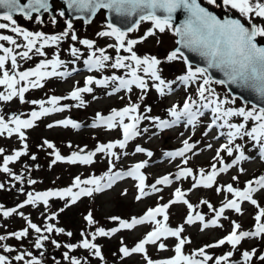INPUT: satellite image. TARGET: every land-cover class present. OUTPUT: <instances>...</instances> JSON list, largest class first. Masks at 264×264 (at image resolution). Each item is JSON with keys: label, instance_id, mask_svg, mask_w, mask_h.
<instances>
[{"label": "rangeland", "instance_id": "1", "mask_svg": "<svg viewBox=\"0 0 264 264\" xmlns=\"http://www.w3.org/2000/svg\"><path fill=\"white\" fill-rule=\"evenodd\" d=\"M207 7L212 9L218 15L234 14L240 17L244 22H248L244 17H241L239 12L231 9L223 4V0H217L216 5H208L207 0H201ZM53 17L43 15L39 21L35 19V15L31 19L23 17H14L17 27L26 31L43 32L45 35H59L67 29V19L60 15L63 7L59 0H53ZM55 19V23H53ZM251 20L257 25L264 26V20L252 16ZM2 23H8L0 20ZM73 29L77 34V40L73 41L71 35L64 37L58 46H50L44 49L45 56L41 57L30 53L31 60H22L17 57L18 67L16 71H25L34 68L42 60H50L54 55H59L60 59L65 63L57 69V71H67L71 73L68 76H56L47 78L41 81L43 87L30 88L25 93V100L21 102L18 97H14L11 101H0V115L5 117L7 121L9 116L19 115L21 119H28L32 111H39L40 105L33 104L31 101H47L52 96L67 97L69 93L76 87H84L87 77L92 76L94 79H102L105 76L112 75L125 76V69H113L110 66L102 70L89 71L84 64L90 50L85 45L79 43V40L88 39L94 42V49L103 48L107 55L112 57L108 62L110 65L114 62L117 53L115 49L116 39L111 36H100L98 33L110 31L103 11H100L89 25H84L81 20L71 22ZM0 29V35H10L16 39L21 46L25 43L22 36L11 32V27ZM152 29L151 21L142 22L136 30L131 34H127V39L139 40L140 42L133 46V51L137 56L143 58L145 56L156 57L160 64L157 65L159 75L165 81L172 82V91L161 96L152 86L158 81H152L145 77L148 84V89L143 92L141 89L133 86L132 90H121L120 92L109 94L115 86L111 81L106 86L89 85L93 88L91 93H82L84 104L79 105V101L72 99H61L59 106L67 105L61 112L50 113L47 116L41 117L34 122V126L29 129H22L25 133V139L20 140L19 135L13 133L8 136L7 133L0 135V149L4 151L0 153V166L3 165V158L6 155H12L15 151H24V155L16 161L10 162L8 167L11 174L0 172V236H5L6 239L0 241V255L8 258L7 264H24V261L15 260V256L31 252L33 256L41 260V264H70V259H64V254L75 257L81 260L82 264H146L144 254L134 253L124 257L120 253V248L126 246L132 248L139 240L153 229L151 223L137 225L135 228L121 229L111 236H97L92 240L91 233H94L97 228H104L106 231L112 228L119 227V221L112 220L111 217H119L123 220H131L133 217L142 216L149 208L156 207L158 204L167 203L173 199V193L176 188H180L186 192V199L193 205V214L201 213L205 221L214 218L215 213L208 208L211 204L214 209L222 206L225 198L232 199V195L226 192H217L216 188L223 189L228 184L233 187L243 189L249 180H254L261 175H264V159L259 156L258 147H253V142L247 137L237 139L235 143L243 146L246 155L250 157L247 161H242L227 172L220 173L212 188L198 187L193 189L192 178L175 181L174 174L179 167L192 168L194 173L200 169L205 171L211 170V165L217 163L214 160L216 151L220 146L226 143V137L218 136L221 130L208 129L207 125L211 122L212 114L206 111L205 115L199 119V123L193 128L192 126L185 127L183 123L175 125L167 129H159L153 120H142L139 128L141 134L129 141L124 149L115 148L118 158L108 157L105 153H97L93 157L91 164H69L63 161H57L55 164L52 161L55 159L52 155V149L47 148L44 141L52 143L56 150L62 156H70L72 152H77L81 148L85 153L95 151L98 144H107L122 139V132L119 128L109 130L106 126L100 125L93 127L96 122L97 113L103 116L111 114L113 109H121L128 106L130 103L138 104V113L148 117H157L160 119L170 120L169 109L172 105L182 107L183 101L188 96L196 97L197 84L192 83L187 87L179 80V77L186 75L188 65L183 59L169 61L167 56L176 47V37L169 30L161 33L153 29L154 35L141 40V37ZM264 43V38L259 39ZM4 47L14 48V52L23 51V47L15 48L14 45L7 41H0ZM79 49V59L71 55V48ZM93 49V50H94ZM98 54V53H97ZM3 55V52H0ZM119 55L129 56L131 53L121 49ZM6 68L11 70V62L6 61ZM194 68V67H193ZM75 69V71H73ZM51 71V67L47 69ZM139 75H144L142 72ZM215 89L216 94L221 99L230 101L226 107L251 109L250 106L243 105L239 100L233 99L226 92L224 86L219 84L211 85ZM0 92L6 93V87L0 85ZM143 97V99H141ZM46 107H49L45 103ZM71 119L78 123L80 127L74 129L71 126H54L49 128V124L55 125L56 121ZM127 123V119H125ZM233 123L243 122L241 117H233ZM12 126V125H10ZM249 128L251 123L247 125ZM147 129V131H143ZM223 131H227L226 129ZM207 133V135H205ZM218 137V138H217ZM188 140L194 147L186 153L188 163L183 164L182 157L171 158L166 155L169 152H176L184 146V141ZM211 147H208V145ZM27 145V148L24 147ZM140 146L146 151L144 153L135 152V148ZM147 152H151L149 157ZM36 159L33 160L32 157ZM225 163H231L233 157H228L226 153H221ZM115 166L112 167L109 161ZM146 161V167L142 169V173L146 177V184L150 185L156 179L172 174L173 184L169 186L158 185L162 188L160 193H153L149 196L136 199L139 194L136 187L137 181L131 177L116 180L110 188H104L100 192H93L90 196H81L75 203H71V197L61 199L59 197H50L48 205L45 206L42 202L33 205H25L23 208L17 206L22 204L27 199L29 192H45L49 190H60L71 187L76 177L81 180L90 179L92 177H101L106 174L111 175L117 171H127L133 164ZM217 167L219 164L217 163ZM111 168V171H110ZM243 169V172L240 169ZM21 176V180L17 181L14 177ZM233 177H237L233 180ZM33 180L35 183L29 184L28 181ZM103 183V181H102ZM81 187H92L81 185ZM79 189L73 188L76 192ZM253 198L257 201V205H252L250 202L241 203V213H237L232 209H226L224 217L218 221V227H209L202 230V225L196 221L192 225L185 224L189 209L183 203L170 205L167 210L168 220L165 223L172 228L183 226L182 238H187L189 241L182 249L185 255H191L192 252L205 248L208 255L213 257V261L208 264H214V258L233 252V256L229 258V264H244L243 252L252 251L255 249L250 264H264L260 259L264 256V235L259 237L244 238L235 249L229 244H224L216 248H206V245L214 244L232 231V223L236 222L241 225L239 231H253L255 229V216L260 208H264V190L253 194ZM207 201L208 204L202 203ZM16 208L17 211L8 217L3 216V210ZM23 213V216L20 215ZM91 213L94 223L89 225L85 219ZM55 214V218H51ZM27 217V220L24 218ZM157 219L163 220L162 216ZM35 223L41 228L42 233L38 234L32 229H28V235L21 239H16L11 233L19 232L28 228V221ZM264 222V218H262ZM51 224L54 226L51 233L45 231V225ZM55 228H62V233H57ZM72 233L71 236L67 233ZM45 235L47 240L42 241L43 247L35 248V241L39 235ZM83 234V235H82ZM88 239L95 243L101 250L103 259L93 255L94 250L84 249L79 247L80 243ZM56 241L60 247H56L52 243ZM163 242L166 247L164 250L158 248V244ZM157 245H146V253L152 260H164L175 256V245L178 242L174 237L167 239L162 238ZM74 244L76 248L69 250L65 245ZM3 245H7L12 251L5 252ZM50 248L58 249V260L50 256ZM63 248L66 249L62 252ZM43 253V255H41ZM202 259V257H198ZM31 257L25 256V260Z\"/></svg>", "mask_w": 264, "mask_h": 264}, {"label": "snow or ice", "instance_id": "2", "mask_svg": "<svg viewBox=\"0 0 264 264\" xmlns=\"http://www.w3.org/2000/svg\"><path fill=\"white\" fill-rule=\"evenodd\" d=\"M71 12L77 13L75 19H83L85 23H89L91 18L94 17L101 9H107L109 12H114L118 16L137 17L135 24L126 30H121L109 24L110 31H103L98 33L100 36H111L116 39V53L117 56L113 63L108 64L112 60V57L107 55L103 48L94 49V42L88 39L79 40V43L85 45L90 50L87 59L84 60V64L89 71L102 70L108 66L113 69H125V76L112 75L111 77L105 76L102 79H94L89 76L85 80L84 87L74 88L67 97L52 96L46 102L45 101H31L33 104H39V111H32L28 119H21L19 115H11L8 120H5L3 115H0V135L7 133L8 136H12L13 133L19 135L21 141L25 137L22 129H29L34 126V122L39 120L43 116H47L50 113L61 112L67 105L59 106L61 99H72L79 101L78 106L84 104L82 99V93H91L93 88L89 85L106 86L111 81L115 86L112 88L114 94L121 90L131 91L133 86L146 92L148 84L145 77L150 78L152 81H158L152 86L161 95H166L172 91V82L165 81L161 78L158 72L157 65L160 61L156 57L145 56L143 58L136 55L133 51V46L139 43V40L127 39L128 32H132L142 21H151L152 29H149L141 40L146 39L149 36H153L155 33L153 29L163 33L165 30H169L177 38L176 44L179 47L175 51H172L167 59L169 61L176 59H183L184 63L188 65L187 73L184 76L179 77V80L187 87L189 84H197L196 97L188 96L184 101L182 107L172 105L169 109L170 120L160 119L157 117H148L138 113V104L130 103L128 106L119 110L113 109L111 114L103 116L97 113L96 122L92 125L97 127L100 125L106 126L107 129L112 130L119 128L122 132V139H118L114 142L107 144H98L95 151L86 152L81 148L77 152H72L70 156H62L55 146L49 141L45 140L44 144L47 148L52 149V155L55 159L52 161L55 164L57 161L67 162L69 164H91L93 163V157L97 153H105L108 157H116L117 153L113 151L115 148L124 149L129 141L141 134L139 125L142 120H153L155 125L159 129H167L175 125L184 124L185 127L195 126L199 123V119L203 117L206 111H210L212 114L211 122L207 125L208 129L221 130L218 136L226 137V143L222 144L216 151L214 160L217 163L211 165L210 171L200 169L198 174L194 173L192 168L179 167L178 171L174 174L175 181H181L183 179L192 178V188L204 187L212 188L216 182V178L220 173L227 172L230 168L239 164L242 161L250 159L246 155L243 146L235 143L237 139H243L247 137L253 142V147H258L259 156L264 159V107H257L253 104L251 109L244 107L233 108L226 107L230 103L227 99H221L215 92V89L211 87L213 84L220 85H234L242 90H248L256 94L259 98L264 99V46H260L257 42V38H264V26L253 23L251 17H257L264 20V0H223L225 6H229L231 9H235L239 12L241 17H244L251 27H246L244 23L239 19L225 18L219 19L206 7H203L199 0H64ZM208 5H216L217 0H207ZM48 0H27V3H21V0H0V20L8 23L0 22V29L11 27V32L16 33L23 37L25 43L21 46L10 35H0V41H7L15 46V48L23 47V51L14 52V48L4 47L0 44V85L6 87V93L0 92V101H11L14 97H18L21 102L25 100V93L30 88H41L43 84L41 81L50 77L56 76H68L71 73L67 71H57L65 62L60 59L59 55H54L52 59L42 60L34 68H30L25 71H16L18 67L17 57L22 60H31L30 53L38 56H45L47 47L58 46L60 42L71 35L73 41L77 40V34L72 31L73 24L67 22V29L59 35H45L43 32H32L23 30L20 27L15 26L16 20L14 14H21L25 19L33 18L35 13V19L39 21V14L41 11L48 12L49 10ZM178 9L184 11L185 18L180 24L173 25V14ZM63 16L64 12H60ZM55 23V19L52 21ZM94 49V50H93ZM121 49L123 51L131 53L129 56L119 55ZM183 50L191 52L200 57L203 61V66H193L189 63L187 56ZM98 53V54H97ZM71 55L79 59L80 52L76 47L71 48ZM6 61L11 62V70L6 68ZM51 67V71L47 69ZM211 70L219 72L223 79H214ZM75 71V69H73ZM142 72L144 75H139ZM143 99V97H141ZM45 103L50 105L45 106ZM233 117H241L243 122L233 123ZM127 119V123L125 122ZM251 123L249 128L247 125ZM12 125V126H10ZM54 126H71L74 129H78L80 125L71 119H64L55 122V125L49 124L48 127ZM227 131H223V130ZM143 131H147L144 129ZM207 135V133H205ZM218 138V137H217ZM184 146L176 152L166 153L171 158L182 157L183 164L188 163L186 153L191 151L194 147L188 140H185ZM27 148V145H24ZM208 147H211L209 144ZM4 150L0 149V153ZM146 150L140 146L135 148V152L144 153ZM226 153L228 157H233L231 163H225V160L221 156V153ZM24 151H15L12 155H6L3 158V165L0 166V172L11 174V170L8 165L10 162L16 161L19 157L23 156ZM150 157L151 152H147ZM36 159L35 156L32 157ZM110 165L114 167L112 161H109ZM146 161L133 164L127 171H117L111 175L106 174L101 177H92L90 179L81 180L80 177H76L71 187L63 188L60 190H49L45 192H36L27 194V199L18 208H23L25 205H33L42 202L45 206L48 205L50 197H59L64 199L65 197H71V203H75L81 196H90L93 192H100L104 188H110L112 184L125 177H131L137 181L136 187L139 194L136 196L137 200L142 197L149 196L153 193H160L162 188L158 185L169 186L173 184L172 174L164 175L155 180L154 183L146 184V177L142 173V169L146 167ZM111 171V168H110ZM243 172V169H240ZM17 181L21 180V176L16 175L14 177ZM236 180L237 177H233ZM103 181V183H102ZM29 184L35 183L33 180L28 181ZM81 185L92 187H81ZM3 185L0 184V188ZM73 188L79 189L74 192ZM264 190V175L259 176L254 180H249L243 189L233 187L232 184H228L223 189L216 188L219 193L221 191L230 193L232 199L225 198L222 206L218 209H214L207 201L202 203L208 204V208L215 213L214 218L205 221L204 216L196 212L193 214V205L185 198L187 193L180 188H176L173 193V199L167 203L158 204L156 207L149 208L142 216L133 217L130 221L123 220L119 217H111L112 220L119 221V227L112 228L106 231L104 228H97L94 233H91L92 240H95L97 236H111L121 229L131 230L137 225H143L145 223H151L154 227L149 231L143 239L139 240L134 247L128 248L123 246L120 248V253L127 257L134 253L144 254L146 264H208L209 261H213V257L208 255L205 248H200L191 253V255H185L182 249L189 241L187 238H182L181 234L184 231L183 226L169 227L165 221L168 220L167 210L170 205L176 203H183L187 205L189 212L185 220V224L192 225L196 221H199L202 225V230L209 227L220 226L218 221L221 217H224L226 209H232L237 213H241V203L250 202L252 205H257V201L253 198V194ZM258 206V205H257ZM17 211L16 208L3 210V216L8 217ZM23 216V213H20ZM162 216L163 220L157 219ZM27 220V217H24ZM51 218H55V214ZM264 208H260L258 214L255 216V229L253 231H239L241 225L233 222L232 231L218 240L214 244L206 245V248H216L224 244H229L233 249L241 243L244 238L247 237H259L264 235ZM89 225L94 223L91 213L85 217ZM34 230L36 233H42L40 227L35 223L28 221V228L22 231L11 233L16 239H21L28 235V229ZM54 226L51 224L45 225V231L51 233ZM57 233H62L64 229L55 228ZM71 236L72 233H67ZM83 235V234H82ZM174 237L178 242L175 245V256L164 260H152L146 253V245H157L162 238L167 239ZM5 236H0V241L5 240ZM45 235H39L35 241V248L40 249L43 247L42 241L47 240ZM56 247L60 245L56 241H52ZM69 250L76 248L77 245L68 244L65 245ZM79 247L84 249L94 250L93 255L103 259L101 256L100 248L90 242L88 239H84ZM166 245L163 242L158 244L160 250H164ZM5 252L12 251L7 245H3ZM255 254V249L252 251L243 252L244 264H250ZM43 255V253H41ZM25 256L31 257L29 260H25ZM233 256V252L229 251L224 255L214 258V264H229V258ZM198 257H202L199 259ZM64 259L69 260L70 264H82L81 260L75 257H69L68 253L64 254ZM260 259L264 261V256ZM15 260L24 261V264H41V260L32 255L31 252H26L15 256ZM8 258L0 255V264H7Z\"/></svg>", "mask_w": 264, "mask_h": 264}, {"label": "water", "instance_id": "3", "mask_svg": "<svg viewBox=\"0 0 264 264\" xmlns=\"http://www.w3.org/2000/svg\"><path fill=\"white\" fill-rule=\"evenodd\" d=\"M52 1L53 0H48L49 2V10L48 12H43L41 11V13L39 14V17L45 15V14H48L50 17H53L54 15V11H53V4H52ZM63 7L61 9V12H64V16L66 17L67 19V22H74V21H78V20H81L82 23L86 26V25H89L93 19L96 17V15L100 12V11H103L104 12V15H105V19H106V22H107V25L109 24H112L113 26L117 27V28H120L121 30H126L127 28L129 27H132L135 22H136V19L137 17L133 16V17H126V16H118L116 13L114 12H109L107 9H101L97 12V14L91 18L90 22L89 23H85L83 19H75L74 17L77 15V13H74V12H71L67 6V4L64 2V0H59ZM199 2L201 3V5L203 7H206L209 11H211L214 15H216L219 19L223 20L225 18H230V19H239L241 20L242 23L245 24L246 27H251V24L249 23H245L242 19H240L239 17L237 16H234L232 14H224V15H218L216 12H214L212 9H210L209 7H207L204 3H202L200 0ZM21 3H27V0H21ZM3 10L0 9V12H2ZM36 15L35 13L33 14V16ZM185 13L182 9H178L177 12H175L173 14V25H177V24H180L183 19L185 18ZM17 16H22L21 14H14V17H17ZM23 17V16H22ZM143 22V21H142ZM254 23V22H253ZM141 24V23H140ZM139 24V25H140ZM138 25V26H139ZM138 26L136 27V29L138 28ZM135 29V30H136ZM133 32V31H132ZM132 32H128L127 34H131ZM177 39V38H176ZM257 42L260 46H264V43H260L258 41V38H257ZM179 47V45L176 44V47L174 48L173 51L176 50V48ZM185 53V56H187L188 58V61L189 63L193 66V67H196V66H203V61L200 59V57L196 56L195 54L191 53V52H188L186 50H183ZM211 73H212V76L214 79H223V76L219 73V72H216L215 70H211ZM224 86V88L226 89V92L233 98V99H238L241 101V103L243 105H248V106H251L253 104L257 105V107H264V99H261L259 98L256 94L252 93L251 91H248V90H242L240 88H237L236 86L234 85H228V86H225V85H222ZM12 115V114H11ZM10 115V116H11Z\"/></svg>", "mask_w": 264, "mask_h": 264}, {"label": "trees", "instance_id": "4", "mask_svg": "<svg viewBox=\"0 0 264 264\" xmlns=\"http://www.w3.org/2000/svg\"><path fill=\"white\" fill-rule=\"evenodd\" d=\"M260 39H261V37H260ZM65 251H66V249L63 248L62 252H65ZM49 252H50V256H51L53 259L58 260V257L56 256L57 253H58V249H56V248H54V249L50 248Z\"/></svg>", "mask_w": 264, "mask_h": 264}]
</instances>
